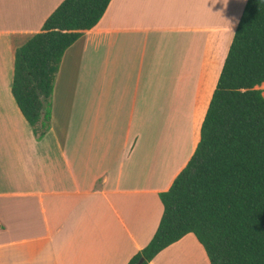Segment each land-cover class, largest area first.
I'll return each instance as SVG.
<instances>
[{
  "label": "crops",
  "instance_id": "obj_1",
  "mask_svg": "<svg viewBox=\"0 0 264 264\" xmlns=\"http://www.w3.org/2000/svg\"><path fill=\"white\" fill-rule=\"evenodd\" d=\"M63 1L0 0V264H128L200 142L248 0H112L65 52L38 140L15 54ZM150 264L211 262L190 233Z\"/></svg>",
  "mask_w": 264,
  "mask_h": 264
},
{
  "label": "trees",
  "instance_id": "obj_2",
  "mask_svg": "<svg viewBox=\"0 0 264 264\" xmlns=\"http://www.w3.org/2000/svg\"><path fill=\"white\" fill-rule=\"evenodd\" d=\"M112 0H64L16 50L12 93L36 139L51 129L56 77L68 48ZM264 0H248L201 128L150 243L128 264H150L193 233L211 264H264ZM2 225L0 223V229Z\"/></svg>",
  "mask_w": 264,
  "mask_h": 264
},
{
  "label": "water",
  "instance_id": "obj_3",
  "mask_svg": "<svg viewBox=\"0 0 264 264\" xmlns=\"http://www.w3.org/2000/svg\"><path fill=\"white\" fill-rule=\"evenodd\" d=\"M143 262H144V258H142V259L139 261L138 264H143Z\"/></svg>",
  "mask_w": 264,
  "mask_h": 264
},
{
  "label": "rangeland",
  "instance_id": "obj_4",
  "mask_svg": "<svg viewBox=\"0 0 264 264\" xmlns=\"http://www.w3.org/2000/svg\"><path fill=\"white\" fill-rule=\"evenodd\" d=\"M161 117H163V116H161Z\"/></svg>",
  "mask_w": 264,
  "mask_h": 264
}]
</instances>
